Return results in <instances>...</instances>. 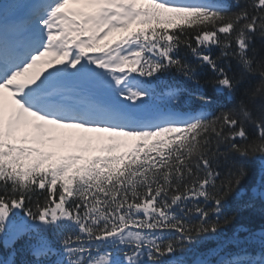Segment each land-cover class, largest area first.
I'll use <instances>...</instances> for the list:
<instances>
[{
    "label": "snow or ice",
    "instance_id": "6c2138e0",
    "mask_svg": "<svg viewBox=\"0 0 264 264\" xmlns=\"http://www.w3.org/2000/svg\"><path fill=\"white\" fill-rule=\"evenodd\" d=\"M249 192L264 0H0V264H264Z\"/></svg>",
    "mask_w": 264,
    "mask_h": 264
},
{
    "label": "trees",
    "instance_id": "16d2710c",
    "mask_svg": "<svg viewBox=\"0 0 264 264\" xmlns=\"http://www.w3.org/2000/svg\"><path fill=\"white\" fill-rule=\"evenodd\" d=\"M260 43L261 42L257 40V46H259ZM253 83H255V81H253ZM244 163H246L250 169L249 178L243 185L244 188L248 189L250 185L254 183L256 179H258V165L252 161H247ZM250 194L251 193L249 192L248 195L242 197L240 200L231 202V206L227 211L229 213L233 211L237 212V220L228 228L229 230H233L239 225H245L247 228L257 227L258 229L261 225H264V202L256 199L253 201L254 207H247L246 204L250 199ZM16 247L19 249L20 244H17ZM23 258H25L24 254L18 252L16 256L17 261H20Z\"/></svg>",
    "mask_w": 264,
    "mask_h": 264
},
{
    "label": "rangeland",
    "instance_id": "374dc122",
    "mask_svg": "<svg viewBox=\"0 0 264 264\" xmlns=\"http://www.w3.org/2000/svg\"><path fill=\"white\" fill-rule=\"evenodd\" d=\"M49 70H51V69H49ZM92 135H102V134H92Z\"/></svg>",
    "mask_w": 264,
    "mask_h": 264
}]
</instances>
